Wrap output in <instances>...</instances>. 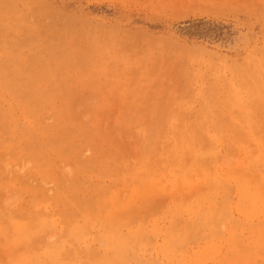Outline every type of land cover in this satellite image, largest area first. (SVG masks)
<instances>
[{
  "label": "rangeland",
  "instance_id": "obj_1",
  "mask_svg": "<svg viewBox=\"0 0 264 264\" xmlns=\"http://www.w3.org/2000/svg\"><path fill=\"white\" fill-rule=\"evenodd\" d=\"M0 88V255L8 234L21 249L9 221L76 187L73 264H264L260 214L235 254L197 255L209 204L235 203L240 176L264 192V0H0ZM28 227L37 256L70 243L61 217Z\"/></svg>",
  "mask_w": 264,
  "mask_h": 264
},
{
  "label": "bare ground",
  "instance_id": "obj_2",
  "mask_svg": "<svg viewBox=\"0 0 264 264\" xmlns=\"http://www.w3.org/2000/svg\"><path fill=\"white\" fill-rule=\"evenodd\" d=\"M8 55H9V53H8ZM16 57H18V56H16ZM38 59H40V58H38ZM43 62L45 63V61H43ZM46 63H47V61H46ZM44 66L46 67V65H43V67ZM54 68H56V66ZM47 69L49 70V68H47ZM44 70H45V68L42 71H44ZM53 72L54 71L52 70V73ZM52 73H51V75H52ZM51 75H49V76H51ZM27 77H25V78H27ZM48 80L51 81L50 79H48ZM57 84H59V83L57 82ZM3 89H5V88H3ZM3 89L0 88V104L3 101V96H2V90ZM31 90H32V88H31ZM52 94H54L53 91H52ZM38 96H40V94ZM46 96H48V95H46ZM13 97H15V96L13 95ZM51 97H53V96H51ZM16 101H18V98ZM24 103L27 104L26 100H25V102H17L16 104L20 105L21 106L20 108H26V105ZM49 103H51V102H49ZM4 104H6V102ZM54 105L55 104H53V106ZM49 107H51V106H49ZM32 109H33V107H32ZM27 111L29 112L30 110L27 109ZM8 115H9V113L7 111L5 113H0V117H3V118L7 117ZM32 122H36V121H32ZM9 124L11 125L12 123H9ZM9 124L7 125V129H8ZM52 128H54V127H52ZM35 129H36V124L31 126L29 133L34 132ZM8 130L10 131L11 128H9ZM259 131H260V129H259ZM12 132H13V130H12ZM4 133H7L6 129H5ZM29 138L30 137H25V141L28 142ZM17 141H18V139H17ZM20 145L21 144H19L17 146V148H20L19 150L21 152H24V150H22L23 148ZM8 150H11V148L10 147L1 148L0 152H3V151L6 152ZM26 155L31 157V158L35 157V156L39 157L40 151L39 150L30 151L29 150ZM20 157H21V155L18 156V158H20ZM36 164H34V166ZM48 169H50V168H48ZM36 170H38V168ZM4 172H6V171L0 170V174L1 173L5 174ZM7 176H8L7 184L13 185L14 179L18 178L19 174L18 173H11V174H8ZM236 182H237L236 183L237 186H236V188H234V195L237 197V200L235 203H233V204L226 203L222 209H216L212 204H209L207 206V208L204 210V213L202 214V221L209 223V225H210L209 234H210L211 238H210L209 242H207V241L205 242L204 249L202 250V252H199V254H197V255H199L200 260L201 259L202 260L207 259V258L210 259V255H213L216 252V247H217L216 244L218 243V245H219V243L221 244V242L227 244V248L230 249V252L235 254L237 251L238 243H239V239H238L239 229L240 230L244 229V224H246L247 227H250L251 225L249 224V220H251V218L254 216V214H258V215L260 214L261 216L264 217V194H262L264 192H260L259 190L258 191L254 190L255 188L251 187L249 181H248V183L246 182L248 184V186H246V184L244 183L245 182L244 178L242 176H240V178ZM21 188H23L22 189L23 191H29L31 189H34V187H32L29 184H26V185L22 186ZM77 190L78 189L76 187H74V188H69V189H65L62 191H57L56 193H54V195L52 197L54 207H53L51 213H47L42 208V207H44L43 206L44 200L41 199V200H38L37 202H35V204L33 206H31V208H29L30 210H27L26 211L27 213H24L23 217L20 220L9 221V226L7 225V232L6 233H10V232L14 233V234L17 233V237L22 239V245H21V249H16L15 246L10 247L9 243L14 238V236L11 234H8V235H10V236H8L9 237V240H8L9 243H8V245H6V247L3 249L4 251L0 255V258H1L0 264H51V262L59 256L62 257V262L60 264H73L75 258L78 257L80 250L78 248L72 246L71 241H72L73 237L71 234H74L75 232L76 233L82 232V234H83L84 229H82V228L80 229L79 227H76V226H78L79 222L82 224L87 223L89 221L90 215H91V213L89 212L88 209H86V207H81V208H84V210L81 211L80 219H76L74 216L71 218L67 215L65 216V214L67 213L68 210H70V212H74V211L77 212V209H75L77 204H78ZM39 191L42 194L41 197L44 199L46 197L44 190L42 188H40ZM204 200L207 201L208 198H204ZM97 204H98V202H94L93 205L95 206V208H101L102 204H99V205H97ZM88 208L90 209V207H88ZM199 210H201V207L198 204L195 206V211H199ZM231 210H234L241 217L242 222H241L240 226L228 218V215L230 214ZM187 211L195 212L194 208H193V210L188 209ZM57 216L61 217L63 227H65L66 229L67 228L71 229V230L67 229V231L69 232V234L67 236V240L70 243L68 244V247L66 249L63 247H58L56 249H48L47 248L42 253V255L37 256L36 253L33 251L34 248H32L34 244L31 245V243H28L29 238L32 236V235H30L31 231L29 230L30 227H28V226L30 224L38 225L40 230H43L45 227L48 226L49 222L52 221L53 217H57ZM213 224H218V225H213ZM221 227L224 228L225 231H222ZM259 231L260 230H257L256 232H259ZM253 234H254L253 243L254 244L255 243H261L262 237L260 235L255 236V231H253ZM111 238L106 237V239L109 241ZM178 242H180L179 239H178ZM165 250L169 251L167 254H169L171 256H174V255L179 253V250L178 251L176 250L175 245L172 244V242L165 244ZM238 255H239V253L237 252V256ZM240 258H242L241 253H240ZM115 259H116V257H115Z\"/></svg>",
  "mask_w": 264,
  "mask_h": 264
}]
</instances>
